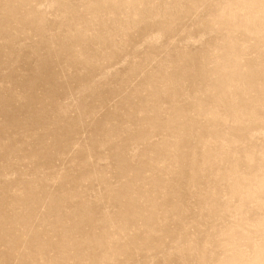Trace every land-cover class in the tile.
I'll return each mask as SVG.
<instances>
[{
	"label": "rangeland",
	"instance_id": "374dc122",
	"mask_svg": "<svg viewBox=\"0 0 264 264\" xmlns=\"http://www.w3.org/2000/svg\"><path fill=\"white\" fill-rule=\"evenodd\" d=\"M0 264H264V0H0Z\"/></svg>",
	"mask_w": 264,
	"mask_h": 264
}]
</instances>
